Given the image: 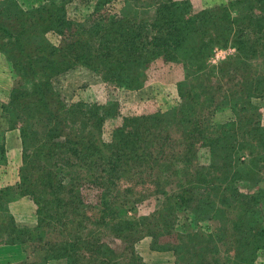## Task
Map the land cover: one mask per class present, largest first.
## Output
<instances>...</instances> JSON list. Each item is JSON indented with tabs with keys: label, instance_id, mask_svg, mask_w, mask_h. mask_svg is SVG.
I'll return each mask as SVG.
<instances>
[{
	"label": "trees",
	"instance_id": "obj_1",
	"mask_svg": "<svg viewBox=\"0 0 264 264\" xmlns=\"http://www.w3.org/2000/svg\"><path fill=\"white\" fill-rule=\"evenodd\" d=\"M36 1L0 0V54L17 80L1 105L0 166L8 133L21 163L16 184L0 188V244L22 246L20 264H148L136 250L144 240L150 264H255L264 254V0H128L113 14L116 0ZM215 48L235 53L213 66ZM77 67L114 89L176 83L179 102L149 114H123L117 100L66 105L54 80ZM21 198L33 203L31 227L11 213ZM151 199L157 209L139 216ZM181 210L188 233L176 230Z\"/></svg>",
	"mask_w": 264,
	"mask_h": 264
},
{
	"label": "rangeland",
	"instance_id": "obj_2",
	"mask_svg": "<svg viewBox=\"0 0 264 264\" xmlns=\"http://www.w3.org/2000/svg\"><path fill=\"white\" fill-rule=\"evenodd\" d=\"M22 3L29 7L30 5L36 4V0H20ZM128 0H116L115 3L107 7V10L110 14L114 13L115 11L119 12L121 8L127 3ZM142 1V0H139ZM231 0H205L206 4L209 2L211 5L214 2L217 3H228ZM198 5V3H196ZM82 6L81 4H79ZM78 5V6H79ZM79 6V7H80ZM94 8L92 7V2L89 4L79 8V17L80 22H83L85 15L89 14ZM200 8H205L200 6ZM48 39L52 44H56L59 39L57 35L49 34ZM235 53V49L233 48H215L212 57L210 58L209 63L213 66H218L221 62L225 61L227 58L233 56ZM17 80L15 77L12 76L10 72V68L5 62L4 57L0 54V131H3V115H2V108L1 105L8 98L10 91L15 86ZM54 86L56 90H58L62 98L66 102V105H71L76 102H86V103H93L98 102L100 104H107L111 102V100H117L120 109H122L123 114H133L136 112H143L146 114L153 113V112H166L170 108L174 107L179 102V95H178V85L176 83H164V82H151L146 84L144 88L136 91H127L123 89H114L108 88L95 76L91 71L87 70L83 67H77L73 70L70 74L67 73L62 77H59L54 80ZM256 103L261 108L262 111V124L264 125V98L256 100ZM144 104L143 111L139 108V105ZM231 115L228 112L223 114L217 115L216 121L223 122L227 121ZM109 120L106 122L104 127V139L109 141L110 132L113 130L112 126L113 123ZM8 138L13 140L10 152L7 154V163L3 166H0V188H4L7 186H14L18 179V168L20 167L21 163L18 158L19 153V141L16 138L14 133H8ZM9 148V145L7 143ZM89 196L91 200L97 201V194L95 192H84ZM25 199L24 201H22ZM90 201V200H89ZM158 199H151L150 201L146 202L143 208L141 207L140 212L138 213L139 216H146L150 214L153 210H156L159 205ZM21 204L23 205H20ZM13 205L11 208L14 212L12 215L15 217L16 221L20 225H26L31 227L34 225V208L32 206V201L28 198H21L14 202H11ZM31 206H30V205ZM18 207H21L18 209ZM21 209V211H19ZM24 213V216L27 220L20 217L19 213ZM132 215V213H130ZM176 230L177 232H190V224H191V215L187 212L180 211L176 214ZM17 217V218H16ZM36 224V223H35ZM264 227V225H263ZM186 234V233H185ZM109 241L107 238L105 239ZM113 240V239H111ZM176 240V234L172 237L167 239V242H173ZM114 245L121 244L120 242H112ZM150 245L149 241H142L140 244L137 245V252L144 258V261L148 262L149 255H151L148 251V247ZM22 248L23 257L22 259L26 260L27 254L25 250ZM33 252V249H30ZM154 254V253H153ZM23 260V262L25 261ZM58 264H63L58 263ZM255 264H264V254H260L259 258L255 262Z\"/></svg>",
	"mask_w": 264,
	"mask_h": 264
},
{
	"label": "crops",
	"instance_id": "obj_3",
	"mask_svg": "<svg viewBox=\"0 0 264 264\" xmlns=\"http://www.w3.org/2000/svg\"><path fill=\"white\" fill-rule=\"evenodd\" d=\"M24 200L25 199H23L22 201H24ZM20 205H23V204H21V202H20ZM12 206L13 205L10 204L11 213H13V215H14V212L11 208ZM19 208H21V207H18V209ZM19 211H21V209ZM19 215L22 218L25 217L24 213H22V212H20ZM14 216H16V215H14ZM25 219L27 220L26 217H25ZM22 252H23L22 248L19 245H1L0 244V264H20V263H22L23 260H25V259H22V257H23Z\"/></svg>",
	"mask_w": 264,
	"mask_h": 264
}]
</instances>
